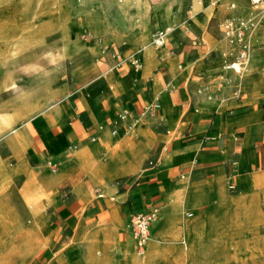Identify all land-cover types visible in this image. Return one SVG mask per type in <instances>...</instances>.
Returning a JSON list of instances; mask_svg holds the SVG:
<instances>
[{
    "label": "crops",
    "instance_id": "crops-1",
    "mask_svg": "<svg viewBox=\"0 0 264 264\" xmlns=\"http://www.w3.org/2000/svg\"><path fill=\"white\" fill-rule=\"evenodd\" d=\"M233 11L245 12L246 0L244 7H230L229 13ZM260 26L253 39L254 61L245 76L224 68L225 51L231 50L224 36L218 39L222 57L201 62L202 51L187 34L174 35L169 52L165 49L160 54L154 34L150 40L146 28L145 47H137L142 68L120 69L115 64L78 89L68 81L57 87L41 83L36 87L40 106L25 103L28 88L10 102L0 112V133L8 135L18 153L25 151L30 169L19 168L17 160L11 165L2 156L12 170L11 180L16 178L17 183L5 185V176L0 202L23 224L31 220V225L1 264H26L39 250L42 202L56 209L55 230L49 233L52 247L64 244L57 239L65 235L70 239L67 246L78 241L51 264H138V257H145L139 264L205 260L211 264L213 249L241 242L245 246L235 247L228 260L247 251L254 260L262 253L263 238L231 244L218 235L228 228L232 233L248 230L257 219L234 215V209L264 202V20ZM170 27L159 30L169 35L174 26ZM67 45L62 55L84 45V40L70 36ZM89 50L92 57L74 70L80 79L97 69L99 48L95 43ZM193 67L200 73L192 72ZM217 69L221 77L215 74ZM229 76L234 82H227ZM237 85L240 95H235ZM149 102L159 105L139 116ZM124 112L128 118L122 120L119 115ZM135 116L142 118L140 127L134 125ZM115 122L118 134L112 133ZM89 133L92 139L88 140ZM48 151L65 162L58 170L33 164ZM150 160L156 163L150 165ZM41 183V188H33ZM154 204L160 206L161 220L151 227L147 254L139 256L130 217ZM187 208L192 209L188 217L184 215ZM130 239L136 242L131 255ZM45 253L50 255L48 249L43 252L46 257ZM40 257L36 259L41 261Z\"/></svg>",
    "mask_w": 264,
    "mask_h": 264
},
{
    "label": "rangeland",
    "instance_id": "rangeland-1",
    "mask_svg": "<svg viewBox=\"0 0 264 264\" xmlns=\"http://www.w3.org/2000/svg\"><path fill=\"white\" fill-rule=\"evenodd\" d=\"M232 2L243 7L245 4V0H0V112L4 111L10 102L29 87H35L44 82L57 87L68 81L76 85L78 89L115 64L120 69L135 67L132 60L140 57L137 47L139 46L140 50L145 47L147 41L143 39V32L146 28L150 29V40H152L153 34H157L159 29L174 26L164 42L155 43L160 54H163L165 49L169 52L170 39L174 35L183 33L190 37L191 43L196 48L201 49V62L219 59L222 57V50L218 48V39L223 37L220 23L228 15ZM162 13L166 16L163 17ZM82 18L87 19L86 22L82 23ZM54 19L66 20L65 26L69 34L74 38L83 39L84 45L70 54L62 55L64 44L62 26L46 25L48 21ZM260 27L259 24L257 29ZM210 38L213 39L212 42L209 41ZM95 43L99 48V55L95 58L97 69L80 79L74 70L92 57L89 48ZM225 52L228 54L230 51ZM196 57L197 55L192 56V59ZM254 57L249 58L247 71L242 75L245 76L251 69ZM223 62L221 61V66ZM197 68L193 67L192 72L200 73ZM221 73L219 69L215 70V74L220 76ZM188 80H190L189 85L192 79ZM222 80H224L223 77ZM66 97L65 94L60 98ZM70 98H75V95ZM149 106L152 107L147 111L157 108L153 102H149ZM140 126L141 124L136 127ZM28 127L33 129L32 125ZM89 139H92L91 133L88 134ZM69 149L68 156L73 152L72 148ZM2 156L8 158L11 165L17 160L19 168L30 169L29 160L25 158V151L18 153L10 144L8 135L0 133L1 189L5 176H7L5 185L10 181V187L17 183L16 178L11 180L12 170L9 169L10 165ZM49 159L57 163L56 168L48 164ZM32 162L39 169L48 167L50 171L58 170L65 164L62 160L53 158L49 151L43 154L42 159ZM42 186L41 183L33 188ZM26 203L29 208V202ZM42 204L44 212L39 218V228L42 231L37 237L39 250L31 258L29 257L30 259L28 258L26 264L57 263L70 246L78 243L77 240H73V244L67 246V241L70 239L65 235L64 238L57 239V241H63L64 244L60 247H52L49 233L55 230L56 209L51 207L49 202H42ZM191 210L190 208L185 209L184 215L188 217L187 213ZM233 214L253 217L257 221L249 223V229L243 232L234 230L232 233L228 228L226 232L218 234L219 239L230 240L231 244L238 240L264 239V202L247 203L240 208H235ZM159 220H161L160 217L157 221ZM24 222L23 224L21 219L12 213L9 206L0 202V264L2 259L10 254L17 238L31 225V220ZM227 225L229 227L233 224L228 223ZM67 232L72 233V230L67 229ZM151 234L142 252L139 251L134 240H128L131 243L129 254L131 255V251L134 250L133 245L136 244V254L145 256ZM185 241V245L189 247V241ZM44 249H48L50 255L45 253L46 257L43 256ZM212 251L213 253L209 255L211 264H264V251L258 253L254 260L250 259L249 251L235 255L233 260H228L227 256L230 257L235 252L234 245H221ZM39 256H41V261L36 259ZM156 264L177 263L170 261ZM188 264L192 263L188 261Z\"/></svg>",
    "mask_w": 264,
    "mask_h": 264
},
{
    "label": "built area",
    "instance_id": "built-area-1",
    "mask_svg": "<svg viewBox=\"0 0 264 264\" xmlns=\"http://www.w3.org/2000/svg\"><path fill=\"white\" fill-rule=\"evenodd\" d=\"M231 9H238L239 5L235 2L231 3ZM264 18V0H246V11L242 13L231 12L220 23L223 36L226 37L228 43L231 45V50L226 61L225 69L234 72V74L241 76L247 71V62L250 55L251 44L249 40V33L252 29L259 26L261 19ZM162 43V42H161ZM136 68L141 67L139 58H134L133 62ZM227 82H234L232 76L227 77ZM236 95H240L239 85L235 90ZM152 106L144 107L139 116L146 113ZM158 107V105H156ZM139 116L134 117V122L138 121ZM120 119L125 120L128 118V113L124 112L119 115ZM115 126L112 129L113 134H118V122H115ZM94 139V138H93ZM51 165L55 163L49 161ZM150 165L156 163L155 160L149 161ZM231 188H235L233 183L230 184ZM160 215V206L152 205L147 210H140L132 213L129 221V227L132 235L137 240L139 251H144L148 236L151 232V227L156 218Z\"/></svg>",
    "mask_w": 264,
    "mask_h": 264
},
{
    "label": "bare ground",
    "instance_id": "bare-ground-1",
    "mask_svg": "<svg viewBox=\"0 0 264 264\" xmlns=\"http://www.w3.org/2000/svg\"><path fill=\"white\" fill-rule=\"evenodd\" d=\"M263 20H264V18H262L261 19V22H260V24L263 22ZM65 21L66 20H64V21H58L57 19H54L53 21H48L47 23H46V25H49V26H54V24H58V25H61L62 26V28H63V42H64V47L65 48H67L68 47V42L70 41V34H69V30L67 29V26H65ZM46 27V26H45ZM257 27L256 28H254V29H252L251 31H250V33H249V40H250V42H251V44H253V39H254V36H255V34H256V32H257ZM167 33H168V31L167 30H158V33L157 34H154V41L156 42V43H161V42H164V38H165V36L167 35ZM224 38L226 39V37L224 36ZM227 40V39H226ZM228 42V41H227ZM229 44V43H228ZM230 45V44H229ZM231 46V45H230ZM253 47H254V45L252 46V48H251V51H250V55H249V58L252 56V50H253ZM228 55H229V53L228 54H226V59H228ZM249 58H248V61H249ZM227 61V60H226ZM132 62H133V60H132ZM141 62V61H140ZM247 64H248V62H247ZM225 65H226V62H225V64H224V68H225ZM142 66H143V64H142V62H141V67H139L138 69H140V68H142ZM36 87L37 86H35V87H29L28 88V90H26L25 92H24V101H25V103L26 104H28L29 106H31V105H33V103H34V106H40L39 105V103L37 102L38 101V99H37V95H36ZM30 103H32V104H30ZM53 105V104H52ZM155 105H159V103H155ZM10 106V105H9ZM32 107V106H31ZM141 120H142V118H140L138 121H136L135 123H134V125H135V127L141 122ZM56 165H57V163L55 162V164L53 165V167L54 168H56ZM200 203V202H199ZM203 203V202H202ZM224 203V202H223ZM199 206V205H198ZM43 207V206H42ZM227 209V208H226ZM226 211V210H225ZM218 213V212H217ZM216 213V214H217ZM191 214V213H190ZM225 215H227V214H225ZM160 217V215L156 218V220H155V222L157 221V219ZM168 219V218H167ZM165 220V219H164ZM164 220H163V222H164ZM166 222V221H165ZM162 224H164V223H162ZM161 224V225H162ZM160 225V226H161ZM167 225H168V223H167ZM172 225V224H171ZM164 226H166V225H164ZM160 228H162V227H160ZM168 231V230H167ZM177 231V230H176ZM184 231V230H183ZM179 232V231H178ZM150 234H151V232H150ZM150 234H149V236H148V239H149V237H150ZM170 235V234H169ZM169 237V236H168ZM147 239V240H148ZM177 240V239H176ZM203 241V240H202ZM186 242V241H185ZM247 242V241H246ZM263 242V241H262ZM244 243V242H243ZM256 243V242H255ZM127 244V243H126ZM128 245V244H127ZM235 245V247L236 248H240V249H242V247H244L245 246V244H243L242 245V242H241V244H234ZM251 245V244H250ZM263 245V244H262ZM121 246H123V245H121ZM248 246V245H247ZM99 251V250H98ZM200 251V250H199ZM152 253H153V251H152ZM155 253V252H154ZM184 255V254H183ZM186 255V254H185ZM143 258H145V257H138V261H137V263L139 264L140 262H141V260L143 259ZM185 258V257H184ZM204 258V257H203ZM205 260V259H204ZM206 263V260L204 261V262H200V264H205Z\"/></svg>",
    "mask_w": 264,
    "mask_h": 264
}]
</instances>
